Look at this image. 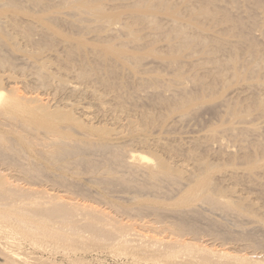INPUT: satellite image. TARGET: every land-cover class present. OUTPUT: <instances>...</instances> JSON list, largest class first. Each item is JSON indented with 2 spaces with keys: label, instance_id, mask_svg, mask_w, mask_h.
Here are the masks:
<instances>
[{
  "label": "bare ground",
  "instance_id": "obj_1",
  "mask_svg": "<svg viewBox=\"0 0 264 264\" xmlns=\"http://www.w3.org/2000/svg\"><path fill=\"white\" fill-rule=\"evenodd\" d=\"M45 1L0 0V7L16 6L22 10L34 12L30 14L32 19L29 22L23 20L28 28V34L24 37L25 41L33 42L29 33L36 32L37 28L40 29L42 41L46 38L51 40L55 37L53 33H56L52 25L57 23L80 28L79 24L82 20L68 21L58 17L60 11L50 10L52 6L59 5L60 1ZM180 1L183 5L181 9L178 8V4L164 0H133L131 8L136 14L133 15L132 20L160 31L164 29V25L157 14H163L168 21L164 36L170 40L167 48L172 55H177L186 49H193L194 54L205 53L208 56L205 61L215 66L207 68L204 74L215 78L217 83H224L228 74H231V77L237 74L236 66H230L228 60L223 59L222 56L225 53H237L243 44L247 46L246 55L253 62L264 64V47L260 48L251 37L255 28L247 31L243 19L226 10L221 12L220 19L215 17L216 0ZM250 1L258 10L261 29L264 31V0ZM73 2L77 6L76 9L79 11L84 9L97 21L106 19L108 31H116L113 25L120 20V16H105L103 7L98 5V0H74ZM228 4L239 10L237 0H231ZM182 12L189 16L188 21L178 20ZM20 18L15 14L9 17L2 16L0 28H12ZM216 19L228 23L229 29L238 32L240 40L234 42L206 34L200 22L216 21ZM131 28L130 24H125L117 27V31L135 39V32ZM246 34L252 39L245 37ZM63 42L62 52L70 54L76 52L77 55L83 56V59L87 55L91 57L87 62L82 59L86 69L80 73L71 69L69 74L73 73L76 86H69L63 79L55 78V81L54 75L48 73L49 69L42 62L38 65L31 63L30 67H33V74L40 87L49 89L52 86L50 87L52 90L55 86L56 92L87 94L90 99L97 100L98 113L102 114V117L110 116L115 124L123 121L122 115H124L131 133L138 136V141L144 140L148 143L141 137L139 130L131 126L129 115L116 112V110L122 111L129 98L120 92L118 84L107 82L104 78L106 74L113 73L116 66L112 60L104 59L105 55L100 59L101 53L114 58L120 57L121 50L113 46H105L102 50H86L82 44L70 43L62 39ZM3 65L4 63L0 61V68ZM65 66L70 67L66 63ZM9 75L7 77H11ZM126 76L139 87L148 83L143 78H133L129 74ZM3 79L0 77V264H19L18 262L21 261L28 264H58L59 262L54 261L56 255L61 256L69 264H83L84 262L80 261L76 254L78 251L102 250L114 256H127L126 259L129 257L135 264H264V256H257L260 253L257 254L259 250L264 251V210L262 218L251 217L248 207H255L252 199L241 198L237 190L230 189L228 197L237 198L236 201H231L226 197L227 192L215 183V180H218L233 186L241 179L247 183L245 188L264 186V183L252 184L251 182V178L264 172V157L261 168L256 174L246 172L241 175L228 170L213 176L216 171L215 166L189 151H183L180 145L176 146L182 140L176 141L175 147H169L172 143L167 146L166 143L169 141L165 143L164 137L163 143L161 138L162 141L153 140L155 147L168 154H171L170 151L184 152L182 157L188 162L190 169L185 171L184 167L183 171L179 169L180 167L171 166L161 157H154L152 160L142 154L120 149L109 140V136L113 135L112 131L97 127L86 128L70 113L71 111L61 112L62 109L51 111L47 107L49 105L42 103L36 95L28 91V94L21 95L15 87L12 88L13 80L9 83L12 84L10 90L6 92L8 87L5 93ZM76 81L79 82L78 85L96 84L113 95L105 97L99 96L94 90L83 91L78 88ZM117 88L118 92H116ZM256 89L264 93V83L257 84ZM179 91L183 92V90ZM153 95L158 94L145 91L138 97L143 99ZM170 103H178L182 107H188L190 104L188 100L174 98L170 99ZM144 123L152 124V126L162 124L163 133L165 129L167 132V124L158 123L150 117H145ZM231 131L241 132L243 129L233 128ZM94 137L98 141H92ZM211 142H218L220 148L218 150L222 155L231 157L230 148L215 136H199L189 141L192 144ZM242 149L240 148V151ZM242 158L249 169L259 168V162L251 159L247 154H244ZM103 167L117 172H126L129 176L105 174L95 178V172ZM76 169H82L90 182L104 184L107 188L117 185L132 190L135 194L132 200L138 203V207L130 213L151 218V221L144 224L146 227L139 225L143 229L136 227L139 230L142 229L143 233L145 229L147 233L153 235H141L140 232L138 234L139 230L132 232L134 230L132 223H129L130 225L120 223L96 207L81 204L70 197H60L51 193L46 194L42 199L35 197L38 195L37 191L30 189V186L20 187L16 184L19 179L11 176V174L19 175L20 180L27 185H30V182L38 176H43L48 182L57 186L69 187L72 183H78L67 176L69 170ZM195 171L198 173H194ZM137 179L141 180V184H136ZM143 196H150L152 199H144ZM204 237L214 239L213 242L217 240L221 242L220 244L229 241L236 245L240 243L241 246L244 245L245 250L239 245L238 249L244 250L242 254L240 253L241 255L237 253L241 250L217 249L218 251H215L214 243L210 244L212 241L208 243L210 245L205 243L203 245ZM235 244L233 246H236ZM42 252L48 255L45 256L44 253L42 255Z\"/></svg>",
  "mask_w": 264,
  "mask_h": 264
},
{
  "label": "rangeland",
  "instance_id": "obj_2",
  "mask_svg": "<svg viewBox=\"0 0 264 264\" xmlns=\"http://www.w3.org/2000/svg\"><path fill=\"white\" fill-rule=\"evenodd\" d=\"M57 1H60L58 2L60 4L52 6L50 10L56 9L57 12L60 11L58 17H63L62 19L68 21L75 22L79 19L82 20L81 24H79L80 28L70 27L61 23H57L56 25L50 24L56 32L53 33L55 37L51 38V40L46 38L43 41L40 37L39 28L36 29V32L29 33L33 42L30 40L25 41L24 39L25 35L28 34V28L27 23L23 22H29L32 19L30 18V14L34 13L32 10L25 11L16 6L0 7V17H9L12 14L21 17L14 27L8 29L0 28V61L4 63L3 67L0 68V77L4 78L2 84L5 88L2 87L4 92L9 87L6 91L8 92L11 88L10 85L14 84L12 88L15 87L21 95L22 93L23 95L24 93L36 95L42 103L49 105L47 107L51 111L61 109V112L71 111L70 113L79 119L86 128L97 127L112 131L113 135L109 136V140L120 149L133 151L150 159L161 157L175 168L180 167L179 169H183L185 167V171L186 169H190L188 162L184 161L182 157L184 152H172L169 150L171 154H168L155 147L152 143L153 140H159L160 138L163 140L166 138L165 143L169 141L166 143L167 146L170 145L169 147H175V142L182 140L176 146L180 145L183 151H189L196 155V157L215 166L216 171L213 176L228 170H233L241 175L246 172L256 174L259 171L264 157V93L256 89V86L257 84L264 83V64L253 62L246 55L247 46L245 44L240 47L237 53H225L222 56L223 59L228 60L230 66H236L237 74L234 77L228 74L224 83H217L215 78L204 74L207 68L215 66L205 61L208 58L205 53L197 52L194 54L192 52L193 49H186L180 51L177 55H172L171 51L167 48L170 40L164 36V30L167 28L168 21L163 14L159 13L157 15L163 21L164 29L156 31L150 26L133 22V15L136 14L134 9L131 8L133 0H98V5L103 7L105 16H120V20L114 21L116 24L113 26L116 28V31L110 32L107 29L106 19L97 21L94 16L88 15L84 9H80L81 11H79L76 9L77 6L73 2L74 0ZM164 1L178 4L179 9L183 6L180 0ZM230 1L216 0L214 8L217 14H215V17L220 19L221 12L225 10L233 15H237L243 19L247 31L255 28L251 37L260 48H263L264 31L261 29L258 10L255 8L254 3L250 0H237L239 10H236L228 4ZM178 20L186 22L189 20V16L182 12ZM125 24L132 26L131 29L135 32V39L132 36L117 31V27L124 26ZM200 26L203 27L202 29L208 35L234 42L240 40V35L236 30L229 29L228 23L219 21L218 19L216 21L200 22ZM245 37L252 39L248 34ZM62 39L70 43L82 44L86 50H102L105 46H113L121 50L120 57L114 58L110 57L111 55L101 53L100 59L105 55L104 59L112 60L116 66V69H113L115 72L106 74L104 78L107 82L118 84L120 92H123L129 98L125 102L122 111L116 110V112L129 115L131 126L136 127L141 133V137L146 139L148 143L144 140L138 141V136L131 133V128L127 126V120L124 115H122L124 120L115 124L111 121L110 116L102 117V114L98 113L97 100L90 99L87 94H73L68 91L60 93L59 91H55V86L53 87L54 90H50L52 86L49 89L40 87L33 74V67H30L31 63L38 65L42 62L49 69L45 68V71L53 74L54 76H52L55 81V78L63 79L64 83L69 86H76L73 80L74 77L72 76L73 73L70 72V75L69 71L74 69V71L80 73L86 69V64H82L83 56L77 55L76 52H72V54L62 52L64 48ZM217 55L220 57L219 54ZM90 59L91 57L87 55L83 61L87 62ZM65 63L70 65V67L65 66ZM126 74L131 75L133 78H143L148 83H144L142 87H139L131 78L128 79ZM2 75L6 76L3 77ZM7 75L12 78L7 77ZM76 83L78 85L79 82L76 81ZM78 88H81L83 91L86 89L94 90L99 96L104 95L107 97L113 95V93L106 92L102 87L93 83L79 84ZM179 90H183V92ZM145 91L156 92L158 95L140 99L138 96H142ZM116 92H118V88ZM173 98L176 100H188L190 104L188 107H182L178 103L172 104L170 103V99ZM145 117H150L164 125L167 124V132L165 129L163 133L161 123L159 126L145 124ZM233 128L243 129V131L233 132L231 131ZM116 133L118 135H115ZM206 135L215 136L224 145L226 144L232 152L231 157L227 158L222 155L218 150L220 149L218 142H211L209 144L189 143L195 137H206ZM76 137L80 138L81 136ZM161 139L159 141H162ZM92 141H98V139L94 137ZM163 142L164 140L161 143ZM240 148L243 149L240 151ZM244 154L258 161L259 168L249 169L242 158ZM194 173L198 172L195 171ZM105 174L110 176H129L126 172H117L103 167V169L99 168L95 172V178H99ZM11 176L14 179H19L16 181V184H19L20 187L30 186V189L37 191L38 195H35V197L42 199L46 194L50 193L60 197H70L81 204L96 207L98 210L117 219L120 223L134 224H131L132 228L134 226V230L131 228L132 232L139 230L136 226L141 225L144 227L147 221H151V218L135 216L130 213L131 210L138 207V203L132 200V197L135 196L132 190L124 189L117 185L107 188L104 184L90 182L88 181L89 177L83 174L82 169L69 170L67 176L78 182L77 184L72 183L69 187L67 185L66 187L57 186L54 183L48 182L46 177L43 176L35 178L34 181L30 182V185L20 180L19 175L11 174ZM251 182L252 184H263L264 172L259 176L251 178ZM215 183L227 192L226 197L231 201H236L237 198L228 197L230 189L237 190L241 198L248 197L252 199L255 207H248L250 216L262 218L264 210V186L245 188L244 186L247 183L241 179L233 186L218 180H215ZM136 184H141V180L137 179ZM143 198L152 199L150 196H143ZM239 200L243 202L242 199ZM143 227L141 228L143 229ZM142 229L138 231V234L151 235L145 229L143 233ZM202 240H204L203 245L204 243L205 245H213L214 243V248L210 247L215 251H218L217 249L241 250L237 253L242 254V251L245 250L243 248L244 245L241 246L242 244L240 243L236 245L229 241L220 244L221 242L217 240L213 242L215 241L214 239L211 240L207 237L202 238ZM224 244L228 248H225ZM234 244L236 246H233ZM239 245L244 250L238 249ZM231 246L234 249H231ZM36 253L41 252L36 251ZM246 253L249 254V251ZM76 254L80 261L84 262L83 264L132 263L129 257V259H126L127 256H114L106 250L92 252L78 251ZM257 254L258 257L259 255L264 256V251L259 250ZM44 255L47 256L48 254L44 253ZM56 256H54L55 258L53 257L55 263L69 264L61 256ZM22 262L18 263L22 264ZM23 263L28 264L27 262Z\"/></svg>",
  "mask_w": 264,
  "mask_h": 264
}]
</instances>
